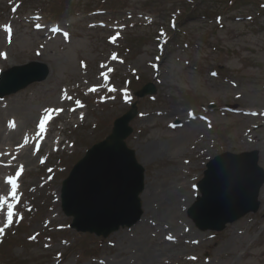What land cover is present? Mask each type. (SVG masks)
Segmentation results:
<instances>
[{
	"label": "rangeland",
	"instance_id": "1",
	"mask_svg": "<svg viewBox=\"0 0 264 264\" xmlns=\"http://www.w3.org/2000/svg\"><path fill=\"white\" fill-rule=\"evenodd\" d=\"M30 61L47 78L0 99V264H137L141 242L176 247L153 264H264V185L258 212L222 232L187 216L215 155L258 150L264 168V0H0V72ZM147 83L156 94L137 100L125 141L147 194L184 184L181 224L156 216L160 195L132 227L77 233L61 182ZM46 110L55 118L41 132Z\"/></svg>",
	"mask_w": 264,
	"mask_h": 264
},
{
	"label": "water",
	"instance_id": "2",
	"mask_svg": "<svg viewBox=\"0 0 264 264\" xmlns=\"http://www.w3.org/2000/svg\"><path fill=\"white\" fill-rule=\"evenodd\" d=\"M47 74L46 68L35 62L14 66L0 74V97L44 80ZM154 92L149 85L137 95ZM134 113L117 119L111 134L89 149L62 182L61 208L72 217L71 228L106 237L140 219L144 168L124 143ZM263 183L257 151L218 155L207 164L197 184L200 196L188 216L199 229L221 231L226 224L257 211Z\"/></svg>",
	"mask_w": 264,
	"mask_h": 264
},
{
	"label": "bare ground",
	"instance_id": "3",
	"mask_svg": "<svg viewBox=\"0 0 264 264\" xmlns=\"http://www.w3.org/2000/svg\"><path fill=\"white\" fill-rule=\"evenodd\" d=\"M30 139V138H29ZM57 141H60V139H58ZM56 141V142H57ZM25 150V149H24ZM184 184H175L173 186H166L163 187V189H160V191H157V193H160V195H162V199L160 198L158 203H159V209L155 212V214H157L156 216H158L159 218L165 220L166 222H169L170 226L172 228L177 227L178 225L181 224L180 220L182 219V210H181V205H183L182 203L179 204V202H181V200H179V196L184 193L183 191ZM188 196L191 197H186L185 201L183 199L184 202H190L193 199V195H195V192H187ZM158 195L157 197H155L154 195L150 196L149 194L146 193V189L144 187L141 195H140V199L142 202V209L144 210V208L149 207V203L150 202H155L152 200H157V198H159ZM186 204V203H185ZM158 207V206H157ZM185 225H183L181 227V232L179 231L175 236H173L172 241L176 242V241H180L183 238H185ZM144 242V241H143ZM158 245V244H157ZM176 245V243H174V246ZM137 247L140 248L138 249L136 258H137V264H153L155 261V258L158 256L157 254L159 252L157 251H161L163 253H171L174 249H176V247L173 246H169L165 248H158L156 245L153 246H148V245H144L142 242L137 244ZM159 249V250H158ZM112 264H120V263H114L112 262Z\"/></svg>",
	"mask_w": 264,
	"mask_h": 264
},
{
	"label": "snow or ice",
	"instance_id": "4",
	"mask_svg": "<svg viewBox=\"0 0 264 264\" xmlns=\"http://www.w3.org/2000/svg\"><path fill=\"white\" fill-rule=\"evenodd\" d=\"M57 31H58V29H57ZM64 35L67 38V33H65ZM46 111L50 112L51 110H46ZM188 115L192 116L193 114L191 112H189ZM48 119H50V117L48 115H45L43 117V119L40 121V123H39L40 131H44L45 121H47ZM7 183L12 186V196H13V199H15V191H16L17 185H16V183L14 182L13 179H9L7 181ZM3 203H5V198L3 196H0V204H3ZM12 209H13V205L8 204V211H7L8 223H11V219H12L13 214H14ZM169 238H171V237H169Z\"/></svg>",
	"mask_w": 264,
	"mask_h": 264
}]
</instances>
